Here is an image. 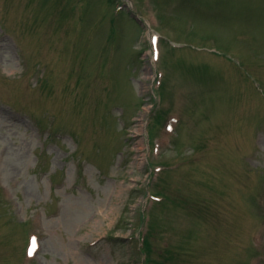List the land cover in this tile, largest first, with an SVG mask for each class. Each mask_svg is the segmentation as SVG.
Wrapping results in <instances>:
<instances>
[{"label":"rangeland","instance_id":"374dc122","mask_svg":"<svg viewBox=\"0 0 264 264\" xmlns=\"http://www.w3.org/2000/svg\"><path fill=\"white\" fill-rule=\"evenodd\" d=\"M0 264H264V0H0Z\"/></svg>","mask_w":264,"mask_h":264}]
</instances>
